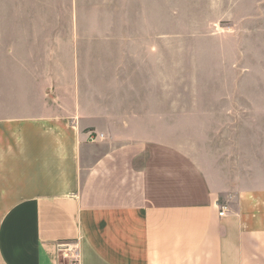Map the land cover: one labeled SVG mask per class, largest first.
<instances>
[{"label":"crops","instance_id":"crops-1","mask_svg":"<svg viewBox=\"0 0 264 264\" xmlns=\"http://www.w3.org/2000/svg\"><path fill=\"white\" fill-rule=\"evenodd\" d=\"M2 1L0 264H264V127L221 163L135 101L118 41Z\"/></svg>","mask_w":264,"mask_h":264},{"label":"rangeland","instance_id":"rangeland-1","mask_svg":"<svg viewBox=\"0 0 264 264\" xmlns=\"http://www.w3.org/2000/svg\"><path fill=\"white\" fill-rule=\"evenodd\" d=\"M17 2L34 19L16 23V29L90 27L101 31L92 35L118 41L113 51L122 63L127 60L118 71L128 72L135 101L168 100L172 135L204 139L221 163H230L235 153L237 161L249 159L247 128L264 127V0L5 4ZM57 14L61 18H49Z\"/></svg>","mask_w":264,"mask_h":264},{"label":"built area","instance_id":"built-area-1","mask_svg":"<svg viewBox=\"0 0 264 264\" xmlns=\"http://www.w3.org/2000/svg\"><path fill=\"white\" fill-rule=\"evenodd\" d=\"M220 215L223 216L224 215V211H221ZM70 264H80V263H79V261H78L77 258H73L71 260V263Z\"/></svg>","mask_w":264,"mask_h":264}]
</instances>
